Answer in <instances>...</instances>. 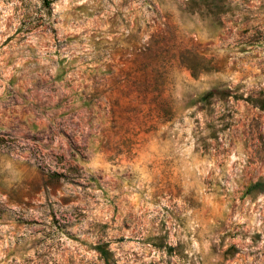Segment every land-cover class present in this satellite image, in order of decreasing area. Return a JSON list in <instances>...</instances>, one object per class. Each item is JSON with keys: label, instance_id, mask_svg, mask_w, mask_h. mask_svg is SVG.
<instances>
[{"label": "rangeland", "instance_id": "1", "mask_svg": "<svg viewBox=\"0 0 264 264\" xmlns=\"http://www.w3.org/2000/svg\"><path fill=\"white\" fill-rule=\"evenodd\" d=\"M0 264H264V0H0Z\"/></svg>", "mask_w": 264, "mask_h": 264}]
</instances>
